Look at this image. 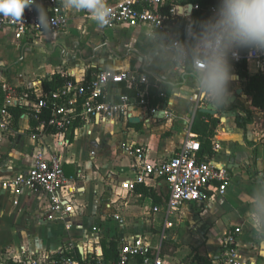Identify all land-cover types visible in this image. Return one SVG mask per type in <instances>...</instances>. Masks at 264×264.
<instances>
[{"label": "crops", "instance_id": "crops-1", "mask_svg": "<svg viewBox=\"0 0 264 264\" xmlns=\"http://www.w3.org/2000/svg\"><path fill=\"white\" fill-rule=\"evenodd\" d=\"M66 9L68 22L55 33L23 35L11 28H0V105L5 96L1 92L3 83L14 84L20 92L35 95L32 97L35 99L45 92L44 80L54 74L66 80L82 79L100 69L142 70L134 53L141 41L138 33L152 29L150 25L104 29L87 11ZM231 64L234 77L230 82L231 101L226 108L216 109L215 114L207 113L220 119L212 138L213 148L215 142L220 143V148L213 149L212 156L200 154L230 170V185L224 194H219L218 184L214 183L207 190L205 201L181 207L172 216L173 227L166 228L163 240L167 183L163 178L153 177L137 184L134 190L124 189L122 181L134 179L137 174L135 160L124 145L145 147L152 161L174 156L188 130L192 131L197 108L209 105L204 93L192 90L188 97L169 92L168 102L155 106L161 109L166 105L165 111L170 115L163 118L154 117L150 107L134 105L127 117L113 123L81 125L65 136L45 134L46 146L62 155L65 172L74 177L78 187L70 229L65 222L45 217L48 205L45 194L25 191L17 196L2 186V182L29 171L35 150L40 146V141L37 144L32 138L37 126H32L27 108L24 107L17 122L12 115L7 117L8 127L0 126V264L58 255L70 249H78L80 253L88 247L103 250L104 241L116 238L120 243L123 237L136 234L146 237L152 245L162 241L165 264L177 262L166 250V244L199 248L207 243L211 246L208 254L214 258L221 252L225 233L234 227L242 228L238 245L243 257L252 264H264V232L252 225L247 211L249 193L264 179V110L253 105L237 64ZM247 70L250 76L257 73L254 61ZM247 112L252 121L245 127L238 126L237 116H246ZM135 117L140 121L131 122L130 118ZM66 136L69 142L62 143ZM156 206L160 210L155 211ZM218 224L222 234L217 239Z\"/></svg>", "mask_w": 264, "mask_h": 264}, {"label": "built area", "instance_id": "built-area-1", "mask_svg": "<svg viewBox=\"0 0 264 264\" xmlns=\"http://www.w3.org/2000/svg\"><path fill=\"white\" fill-rule=\"evenodd\" d=\"M112 8L109 23L102 26L113 28L118 25L138 26L148 24L158 27L162 33L180 40L189 39V26L183 27L182 22L189 21L192 13L199 8L198 3L187 0H106ZM193 4L190 12L186 9ZM43 5L48 15V27L38 23L36 6ZM218 4L210 7L213 16ZM68 13L65 0H36V4L24 10L20 19L0 15V28H11L13 31L26 35L55 33L65 28ZM254 61L257 73H264V53L250 49L237 50L235 64ZM149 76L139 69H100L90 75L75 79L68 77L55 90L45 91L33 99L28 91L20 92L15 86H9L4 102L0 105V126L8 127L9 108L21 105L29 110L30 117L38 121L37 131L32 138L40 146L35 150L34 160L27 173H22L2 182V186L11 189L19 196L25 191L35 194H45L48 205L45 217L49 221L65 222L70 229L71 218L75 214L74 195L78 191L74 177H68L62 155L49 149L43 138L46 133L67 135L77 130L81 125L89 123L115 122L130 114L134 105L149 107ZM151 107L150 113L158 110ZM166 116H169V112ZM66 136L62 143H68ZM220 148V143H214V150ZM124 150L135 160L137 174L134 179H125L121 186L134 190L139 183L147 179H165L169 196L166 203V222L162 240L166 236V228L173 227L172 216L185 204L203 202L207 198V190L217 183L219 194H224L230 185V170L223 165L215 164L201 157V143L198 135L188 130L187 135L174 156L152 161L148 159L145 147L135 144L124 145ZM95 154V152H92ZM18 203V200L15 201ZM155 211L160 210L156 206ZM118 218V215L115 214ZM122 221V220H121ZM241 227L229 229L222 240L220 254L213 259V264H252L245 259L239 250ZM70 250L61 251L58 255L46 254L39 257L22 258L18 264H111L104 259L102 248L93 250L85 248L81 258H75ZM165 264L162 241L157 245L141 234L123 237L120 240L118 259L114 264Z\"/></svg>", "mask_w": 264, "mask_h": 264}, {"label": "clouds", "instance_id": "clouds-1", "mask_svg": "<svg viewBox=\"0 0 264 264\" xmlns=\"http://www.w3.org/2000/svg\"><path fill=\"white\" fill-rule=\"evenodd\" d=\"M36 0H0V15L20 19ZM65 6L90 13L100 26L109 23L112 8L106 0H65ZM38 23L48 27L43 5L36 6ZM187 41L162 33L158 27L143 33L134 55L145 76L166 91L190 97L205 94L209 106L223 109L231 101V60L237 50L264 53V0H219L211 18L198 30H188ZM248 219L264 232V179L257 182L247 201Z\"/></svg>", "mask_w": 264, "mask_h": 264}, {"label": "trees", "instance_id": "trees-1", "mask_svg": "<svg viewBox=\"0 0 264 264\" xmlns=\"http://www.w3.org/2000/svg\"><path fill=\"white\" fill-rule=\"evenodd\" d=\"M188 2L198 3L199 8L196 9L191 16V19L188 21H183V27L189 26L193 30H198L201 22L208 20L212 17L210 7L214 4H218L219 0H187ZM238 72L241 78H244L245 90L247 94L252 97L253 105L264 110V73L259 72L252 76L248 74L247 64L240 63L237 64ZM65 81V77H62L60 74H54L51 79H46L43 82V86L45 91L55 90L59 86H61ZM149 107H155L159 104H165L169 100V92L166 89L158 84L155 80H153L152 76L149 75ZM35 97V95H32ZM10 115L17 122L21 117V114L24 112V107L21 105L12 106L9 108ZM237 124L240 127H245L247 123L252 121L250 112L246 113V116H237ZM31 124L36 128L38 125V121L31 117ZM220 124V119L198 111L195 115L192 124V131L198 135V138L201 143V151L200 154L203 156L213 155V143L212 138L216 134V130L218 125ZM120 243L116 238H112L110 240L103 242V251H104V259L111 264L116 263L118 259ZM71 255L75 258H81V254L78 249L76 251H69ZM213 259L211 257H206L202 254H195L192 257L190 264H213ZM9 264H18L17 262L10 260Z\"/></svg>", "mask_w": 264, "mask_h": 264}, {"label": "rangeland", "instance_id": "rangeland-1", "mask_svg": "<svg viewBox=\"0 0 264 264\" xmlns=\"http://www.w3.org/2000/svg\"><path fill=\"white\" fill-rule=\"evenodd\" d=\"M104 29H110V28H104ZM147 31V30H141V33L139 32V37L142 38V35L143 33ZM14 55L12 54L11 55V58L13 57ZM26 68L28 69L29 66L26 65ZM253 68V67H252ZM251 71H253L251 69ZM9 86H14V84H11V83H3L2 84V93H3V96L4 94L6 93L7 89ZM1 101V100H0ZM222 228H221V224H218L217 227L215 228V235H216V238L218 239L219 238V235L222 234ZM188 245H178V246H175L173 244H166L165 247H166V250H168V252L174 256V258L176 257V261H180L179 264H190L191 263V260H192V257L197 253V254H202L206 257H210L209 254H208V249L209 247H211L210 245H208L207 243H204L202 245L199 246V248H194L192 247L190 244L188 247H186ZM192 247V248H190ZM175 261V259H174ZM176 262V264H177Z\"/></svg>", "mask_w": 264, "mask_h": 264}, {"label": "water", "instance_id": "water-1", "mask_svg": "<svg viewBox=\"0 0 264 264\" xmlns=\"http://www.w3.org/2000/svg\"><path fill=\"white\" fill-rule=\"evenodd\" d=\"M192 8H193V4L191 3V4H189V6L187 7L186 10L188 12H190L192 10ZM165 108H166V105H164L161 109L156 110L154 112V117L163 118L165 116V114H166ZM197 109L199 111H201V112H204V113H210V114H215L216 113V109H213L209 105H207V106L202 105L201 107H198ZM130 121L131 122H138V121H140V119L135 117V118H130ZM82 249H83V247L80 246V250H82Z\"/></svg>", "mask_w": 264, "mask_h": 264}]
</instances>
